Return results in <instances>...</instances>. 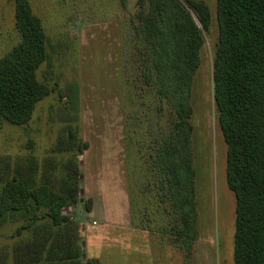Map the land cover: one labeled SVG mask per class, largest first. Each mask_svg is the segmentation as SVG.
<instances>
[{
  "label": "trees",
  "instance_id": "16d2710c",
  "mask_svg": "<svg viewBox=\"0 0 264 264\" xmlns=\"http://www.w3.org/2000/svg\"><path fill=\"white\" fill-rule=\"evenodd\" d=\"M8 1L15 8L19 41L0 58V126H26L55 91L38 76L50 61L49 39L30 0ZM133 1V60L140 81L173 112L169 129L151 148L153 186L142 195L157 225L167 226L173 242L189 250L198 218L192 94L212 13L201 0ZM121 3L127 8V0ZM217 23L213 90L227 146L226 182L236 200L233 264H264V0H217ZM60 95L66 99L62 116L68 125L65 141L52 150L57 160L39 163L29 157L24 168L0 183V227L19 223L8 252L14 264H100L83 260L75 211L66 213L81 200L79 163L88 149L78 125L80 86L70 85Z\"/></svg>",
  "mask_w": 264,
  "mask_h": 264
},
{
  "label": "rangeland",
  "instance_id": "374dc122",
  "mask_svg": "<svg viewBox=\"0 0 264 264\" xmlns=\"http://www.w3.org/2000/svg\"><path fill=\"white\" fill-rule=\"evenodd\" d=\"M209 5L212 26L195 76L194 127L197 238L189 250L173 242L167 226H158L149 199L153 178L151 148L172 122L173 112L140 81L134 64L130 15L134 1L30 0L44 22L50 61L38 76L55 91L42 101L26 126H0V183L29 157L57 160L52 153L65 140L66 89H81L80 132L88 149L80 156L81 200L66 213L80 225L84 259L100 264H233L234 194L226 182L227 146L214 104L213 51L218 41L217 0ZM15 8L0 0V58L18 43ZM82 142V143H83ZM155 147V146H154ZM144 201H146L144 203ZM140 203L142 205H140ZM150 203V202H149ZM19 223L0 227V264H14L8 254ZM166 230V231H165Z\"/></svg>",
  "mask_w": 264,
  "mask_h": 264
},
{
  "label": "water",
  "instance_id": "95a60500",
  "mask_svg": "<svg viewBox=\"0 0 264 264\" xmlns=\"http://www.w3.org/2000/svg\"><path fill=\"white\" fill-rule=\"evenodd\" d=\"M197 21H198V20H197ZM198 24H200L199 21H198Z\"/></svg>",
  "mask_w": 264,
  "mask_h": 264
}]
</instances>
